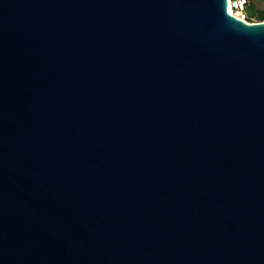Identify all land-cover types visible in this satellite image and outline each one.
Instances as JSON below:
<instances>
[{
	"label": "water",
	"instance_id": "1",
	"mask_svg": "<svg viewBox=\"0 0 264 264\" xmlns=\"http://www.w3.org/2000/svg\"><path fill=\"white\" fill-rule=\"evenodd\" d=\"M0 264H264V21L0 0Z\"/></svg>",
	"mask_w": 264,
	"mask_h": 264
},
{
	"label": "built area",
	"instance_id": "2",
	"mask_svg": "<svg viewBox=\"0 0 264 264\" xmlns=\"http://www.w3.org/2000/svg\"><path fill=\"white\" fill-rule=\"evenodd\" d=\"M248 0H227V4L231 10L232 15L244 19L248 22H256V21H249V18L246 14V8L248 7Z\"/></svg>",
	"mask_w": 264,
	"mask_h": 264
},
{
	"label": "rangeland",
	"instance_id": "3",
	"mask_svg": "<svg viewBox=\"0 0 264 264\" xmlns=\"http://www.w3.org/2000/svg\"><path fill=\"white\" fill-rule=\"evenodd\" d=\"M248 6L251 4L254 10L259 13H264V0H248ZM251 21H258L256 17L251 18Z\"/></svg>",
	"mask_w": 264,
	"mask_h": 264
},
{
	"label": "trees",
	"instance_id": "4",
	"mask_svg": "<svg viewBox=\"0 0 264 264\" xmlns=\"http://www.w3.org/2000/svg\"><path fill=\"white\" fill-rule=\"evenodd\" d=\"M248 3H249V2H248ZM249 7H251L252 9H254V7H253L251 4H249ZM253 17H256L258 21H264V13H259V12L255 11ZM253 17H252V18H253ZM250 20H251V19H249V21H250Z\"/></svg>",
	"mask_w": 264,
	"mask_h": 264
},
{
	"label": "bare ground",
	"instance_id": "5",
	"mask_svg": "<svg viewBox=\"0 0 264 264\" xmlns=\"http://www.w3.org/2000/svg\"><path fill=\"white\" fill-rule=\"evenodd\" d=\"M227 10H228V12L229 13H231V10H230V8H229V5L227 4Z\"/></svg>",
	"mask_w": 264,
	"mask_h": 264
}]
</instances>
